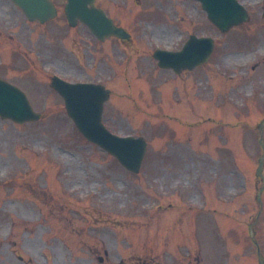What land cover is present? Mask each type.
<instances>
[{
	"label": "rangeland",
	"instance_id": "374dc122",
	"mask_svg": "<svg viewBox=\"0 0 264 264\" xmlns=\"http://www.w3.org/2000/svg\"><path fill=\"white\" fill-rule=\"evenodd\" d=\"M54 1L59 9L57 18L36 27L4 0L6 9L13 10L7 20L20 22L11 42L6 39V59L9 49L22 47V42L19 46L17 43L20 39L28 41L30 36L37 51L47 49L39 60L64 75L97 79L114 73L118 66L120 74L128 69V79L137 88L141 72L143 79L147 76L162 85L153 93L154 98L150 96L151 103L142 91L144 85L148 88L142 83L138 107L144 112L140 114L134 105L128 108L127 100L117 101L115 93L120 91L115 88L105 103V112L110 115L106 121L113 131L139 130L148 142L141 170L133 174L72 129L55 91L48 93L46 84L36 76L37 92L31 79H21L20 85L30 96L34 92L38 97L35 109L43 116L15 129L5 122L0 131L5 138H0V264H115L121 254L105 255L101 263L94 250L97 248L101 255L104 250L110 252L112 238L120 237L121 232L135 235L136 240L124 246L125 257L153 255L170 264V247L178 250L175 254L180 261L190 259L184 247L191 248V255L198 253L201 257L193 251L197 242L203 249L210 244L216 258H212V264H257L256 247L248 236L247 225L257 215L256 194L261 185L254 175L262 152L256 125L264 118L261 0H242L250 5L248 20L225 33L206 19L195 0H97L132 33V41L125 43L115 39L101 43L83 24L70 29L63 13L64 0ZM177 16H182L180 22ZM193 17L195 24L190 25L187 18ZM182 27H192L196 33L211 32L220 40L206 64L196 71H185V75L183 72L184 89L180 82L172 84V96L165 97L166 77L161 79L159 72L150 67L154 48L150 38L159 44H173L177 28ZM27 46L33 47L30 43ZM126 57L128 66L119 63ZM91 62L95 66L92 69ZM111 64L113 70L109 69ZM153 65L156 67L155 61ZM6 75L18 77L21 71L6 66ZM118 81H123L122 88L128 90L127 79H116L115 84ZM39 90L47 93L45 98L39 97ZM179 98L180 111L175 110ZM186 104L193 111L187 113ZM179 116L182 121H178ZM174 117L178 128L174 127ZM193 121L196 125L191 127ZM28 167L32 173L25 174ZM189 181L201 184L210 210L182 209L190 202L201 201L197 188H192ZM176 182L189 185L188 190L178 191L172 199L160 195V190ZM239 182L248 183V193L230 203L220 201L228 198ZM151 201H162L164 208L174 201L176 208L146 214L141 205ZM262 201L255 234L264 255V191ZM145 217L150 223L134 226L129 220ZM142 233L148 234L146 241ZM224 233L228 243L223 247ZM131 240L126 236L115 239V250ZM177 240L179 243L174 244ZM223 250L226 256L219 259Z\"/></svg>",
	"mask_w": 264,
	"mask_h": 264
},
{
	"label": "water",
	"instance_id": "95a60500",
	"mask_svg": "<svg viewBox=\"0 0 264 264\" xmlns=\"http://www.w3.org/2000/svg\"><path fill=\"white\" fill-rule=\"evenodd\" d=\"M72 2H73V6H72L73 9L69 12V16H68V18L70 19L71 22L76 20V18L88 20L90 22L91 27L93 28V30L95 32L98 31V30L102 31L103 28H105L107 23L109 25L106 28H109V30L113 28V27H111V24H110L111 20L106 17V15L103 13V11L101 9L97 8L96 10H92L91 8L87 7V9L90 10V12L93 13L92 16H87V15L82 14V12L80 11L79 4H78L77 0H73ZM44 3L48 7L47 13H39L36 10H32L31 9V11L27 12L28 15L30 17H36V16L38 17L39 16L41 18H46L47 16L54 14V9H53V6L51 5V3L49 1H47V0H44ZM89 4L92 7L91 1L89 2ZM239 16H240L239 18H241V19H243L245 17V16L242 17L241 15H239ZM222 20H223V17L218 15L217 18L214 21H215L216 24L220 25V23H222ZM230 21L231 20H229V22ZM105 31H106V29H104L103 32H105ZM70 113H71V110H70ZM143 145H144V143H142V146ZM142 152H143V148H142ZM113 153L120 158V155H119L118 151L114 150ZM120 160L128 168L133 169V170H137V168H138V166L140 164L141 157L139 158V162L137 163L136 166L134 164H132L131 162H129L127 159L123 160V159L120 158Z\"/></svg>",
	"mask_w": 264,
	"mask_h": 264
},
{
	"label": "flooded vegetation",
	"instance_id": "af4514ba",
	"mask_svg": "<svg viewBox=\"0 0 264 264\" xmlns=\"http://www.w3.org/2000/svg\"><path fill=\"white\" fill-rule=\"evenodd\" d=\"M2 7L0 5V70H4L5 66V51H6V40L4 34L1 33V31L6 27V23L3 21L2 18ZM2 64V65H1Z\"/></svg>",
	"mask_w": 264,
	"mask_h": 264
}]
</instances>
